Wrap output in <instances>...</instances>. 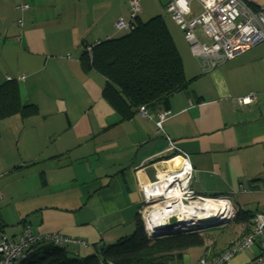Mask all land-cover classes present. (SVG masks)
I'll list each match as a JSON object with an SVG mask.
<instances>
[{
	"label": "crops",
	"instance_id": "0c3cea01",
	"mask_svg": "<svg viewBox=\"0 0 264 264\" xmlns=\"http://www.w3.org/2000/svg\"><path fill=\"white\" fill-rule=\"evenodd\" d=\"M247 1L254 9L264 3ZM164 3L141 0L135 21L163 20L187 81L169 97L170 116L158 133L159 112L120 121L102 96L105 79L82 61V44L130 32L114 29L129 19L127 0H0V86L16 81L21 105L36 107L0 120L1 236L13 239L29 226L33 235L83 240L85 248L59 247L78 257L130 236L141 222L142 179L179 157H171L166 137L188 157L197 195L238 197L242 203L230 201L235 211L264 214V42L202 72ZM191 7L197 16L199 4ZM250 95V104L238 105ZM234 227L237 239L243 228ZM193 251L175 264H197L204 252ZM258 255L252 246L225 264Z\"/></svg>",
	"mask_w": 264,
	"mask_h": 264
},
{
	"label": "trees",
	"instance_id": "16d2710c",
	"mask_svg": "<svg viewBox=\"0 0 264 264\" xmlns=\"http://www.w3.org/2000/svg\"><path fill=\"white\" fill-rule=\"evenodd\" d=\"M135 21L129 33L100 41L91 56L85 52L88 44H82L83 64L105 79L102 96L120 121L129 120L140 108L152 113L167 111L169 97L187 84L182 60L163 20ZM7 80L0 86V120L17 113L22 117L35 114L36 107L21 105L16 81ZM255 214L236 211L234 223L241 224L243 232L227 248L251 231ZM203 245L202 236L195 232L149 239L138 221L130 236L94 254L78 257L59 246L41 243L28 250L26 260L16 264H174L184 250ZM211 247L215 248L214 244ZM208 250L203 256L209 259L220 254H206Z\"/></svg>",
	"mask_w": 264,
	"mask_h": 264
},
{
	"label": "built area",
	"instance_id": "2783aa9c",
	"mask_svg": "<svg viewBox=\"0 0 264 264\" xmlns=\"http://www.w3.org/2000/svg\"><path fill=\"white\" fill-rule=\"evenodd\" d=\"M129 6V19H118L114 23V29L120 31H131L133 23L140 13L141 0H127ZM160 3L162 0H155ZM192 2L200 6L197 16H192ZM163 9L170 15L183 34L185 42L188 44L193 57L198 61L202 72L208 71L218 64L233 60L245 51L264 42V3L255 9L249 5L247 0H165ZM24 5L22 9H27ZM196 30H201L203 38L201 40ZM99 42L85 46V52L91 56L92 49ZM68 58H70L68 56ZM253 95L245 96L237 100L238 105L245 106L252 102ZM138 115L151 120V114L144 108L138 110ZM170 116L169 111L159 112L155 116L156 131L163 132L162 123ZM168 152L171 157L179 156L182 159V166L178 171L181 177H174L176 190L182 191V196L187 198L184 203H189L202 196L197 195L190 188L192 169L188 157L179 152L173 143L166 137ZM177 154V155H176ZM166 161V160H164ZM169 161V160H167ZM173 176V174L171 175ZM170 182V184H172ZM148 186L142 188V205L146 204L145 193ZM261 192L264 194V182L261 184ZM1 200V194H0ZM141 209V224L149 239L153 238L154 233L148 229L142 221L144 219ZM234 219V215L232 216ZM157 235H176V233H156ZM180 234V233H178ZM51 244L62 247L67 244L74 246L87 247L86 242L78 239H70L57 233L33 235L30 227L25 226L23 232L13 238L2 237L0 242V264H16L26 260L28 250L37 244ZM252 246L257 247L259 255L248 261L246 264H264V214L256 213L253 220L251 231L242 239L226 247L218 256L209 259L202 256L197 264H225L237 253L250 250Z\"/></svg>",
	"mask_w": 264,
	"mask_h": 264
},
{
	"label": "bare ground",
	"instance_id": "6f19581e",
	"mask_svg": "<svg viewBox=\"0 0 264 264\" xmlns=\"http://www.w3.org/2000/svg\"><path fill=\"white\" fill-rule=\"evenodd\" d=\"M164 165L158 164V169L154 165L149 172L150 178L142 179L143 188L148 186L149 189L145 193L142 223L152 233H176L182 228L190 231L191 227L199 223L223 224L235 216L236 211L226 198L202 197L184 203L187 198L181 195L182 191L176 190L175 183L172 182L174 177H181L177 173L182 166V159L175 157Z\"/></svg>",
	"mask_w": 264,
	"mask_h": 264
},
{
	"label": "rangeland",
	"instance_id": "374dc122",
	"mask_svg": "<svg viewBox=\"0 0 264 264\" xmlns=\"http://www.w3.org/2000/svg\"><path fill=\"white\" fill-rule=\"evenodd\" d=\"M204 39L206 42H208V40L205 37H204ZM152 163L153 162H150L147 165H151ZM204 197H206V196H204ZM230 201H233V203H235V204L236 203L237 204L242 203L241 200L238 199V197H235L232 200L230 199ZM144 205L145 204H143V206ZM231 206L234 208L232 203H231ZM240 208H241L242 212H247L248 210L252 211V208H250V207H248L247 209L246 208L243 209L242 207H240ZM187 229L188 228H182V230H180L178 233H193V232H195V233H199L203 238L204 246L190 248L191 250H194L193 252L197 253L199 256H201L203 254V252H205L207 247H211L212 244H214V246L217 249H221L227 243V240L229 241L230 238H232L234 241L235 240L234 238L237 236V231H235V227H234L233 217H231L230 220H228L227 222H225L223 224L218 223L217 225L216 224L210 225V224H205V223H199V225L191 227L190 231H188ZM155 235H157V234H155ZM158 236L160 238V237H166V236H171V235H163V234L160 235L159 234V235H157V237ZM2 237L3 236L0 235V242L2 240ZM157 237L152 238V240H154Z\"/></svg>",
	"mask_w": 264,
	"mask_h": 264
},
{
	"label": "water",
	"instance_id": "95a60500",
	"mask_svg": "<svg viewBox=\"0 0 264 264\" xmlns=\"http://www.w3.org/2000/svg\"><path fill=\"white\" fill-rule=\"evenodd\" d=\"M155 234H156V233H155ZM155 234H154L153 238H154V237H157V235H155ZM158 237H159V236H158ZM99 247L101 248V247H102V244H100Z\"/></svg>",
	"mask_w": 264,
	"mask_h": 264
},
{
	"label": "clouds",
	"instance_id": "9594fccd",
	"mask_svg": "<svg viewBox=\"0 0 264 264\" xmlns=\"http://www.w3.org/2000/svg\"><path fill=\"white\" fill-rule=\"evenodd\" d=\"M141 225H142V224H141ZM142 228H143V227H142ZM177 233H178V232H177ZM176 235H177V234H176ZM171 236H172V235H171ZM166 237H167V236H166ZM157 238H159V237H157ZM201 257H202V256H201ZM201 257H200V258H201ZM174 264H175V263H174Z\"/></svg>",
	"mask_w": 264,
	"mask_h": 264
}]
</instances>
